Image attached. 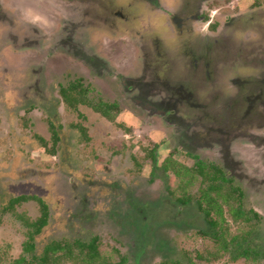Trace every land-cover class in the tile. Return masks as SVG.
I'll list each match as a JSON object with an SVG mask.
<instances>
[{"label":"rangeland","instance_id":"rangeland-1","mask_svg":"<svg viewBox=\"0 0 264 264\" xmlns=\"http://www.w3.org/2000/svg\"><path fill=\"white\" fill-rule=\"evenodd\" d=\"M210 3L205 12L216 26L210 29L205 22L199 28L216 46L212 41V48H185L197 58L210 53V59L171 57L183 49L167 47L179 36L170 26L171 37L161 39L160 55L168 60L146 53L141 55L144 64L136 61L139 50L130 43L138 37H113L100 49L93 46L99 38L90 28L96 15L92 13L86 29L82 19L70 24L87 5L81 0H0V264H43L47 246L95 237L107 262L127 256L134 264L139 252L135 235L141 230L128 217L135 208L148 216L155 208L164 212L162 221L151 226L153 244L138 264L183 256L195 264H264V0ZM140 20L142 28L147 17ZM70 25L73 39L64 47L58 40L68 35ZM145 40L144 50L153 46ZM96 56L105 58L111 71L107 64L104 72L102 65L87 64ZM133 67L147 73L128 91V79L125 85L115 77L127 76ZM73 85L88 90L82 103L73 99L80 94L69 103L63 99L62 91ZM135 89L152 90L149 95L158 94L178 116L169 114L168 120L150 114L145 104L163 111L165 103L157 106L142 97L140 107L138 96H132ZM102 101L119 105L113 121L93 110ZM53 129L61 137L58 145ZM153 154L159 161L156 173ZM195 155L208 166L206 177L194 174L187 187L172 170L164 173L169 163L195 171ZM215 168L226 181H214ZM211 184L231 194L228 203L219 199L225 220L213 214L217 232L223 234L218 241L199 235L209 224L195 203L201 189ZM20 196L39 197L50 208L49 225L36 238L35 253L24 252L29 231L19 217L35 221L40 207L30 200L7 209ZM188 196L193 200L189 207L177 203ZM166 199L174 206L176 222L165 220L161 201ZM240 206L246 217L236 220L232 211ZM224 244L228 250L222 249ZM55 259L50 264H83Z\"/></svg>","mask_w":264,"mask_h":264},{"label":"flooded vegetation","instance_id":"flooded-vegetation-1","mask_svg":"<svg viewBox=\"0 0 264 264\" xmlns=\"http://www.w3.org/2000/svg\"><path fill=\"white\" fill-rule=\"evenodd\" d=\"M66 1H71L72 0H66ZM83 4H87L84 7H82V13L76 11V15L79 18L77 21L76 19L70 20V24H75L78 25L79 20L82 19L81 24L83 28H87V21L88 19H92V13L96 16L95 18V25L92 23L91 29L95 32L97 37L99 38V42H94L93 46H97L98 48L102 49L104 43L107 41L113 40L112 38H117L120 36H129L128 39H132L134 37H138V45L136 40L129 41L130 43L134 42V48L135 50H139V57L136 59L138 60L139 63H142L144 61L145 64V56L142 58V54H148L151 57H154L156 59H159L160 57L162 60L166 59L168 60L167 56H160L162 54V42L163 40L161 39H168V37H171L170 35V29L169 27L172 26L173 32L175 31L179 36L175 37V42H167L166 45L167 47L169 46L170 49L172 50H178V49H183V54L179 53L180 50L177 51V53L173 52L171 57H174L177 54H181L185 57H187L190 61H197L198 58L199 60H204L205 58H211V56H208L210 53L207 55H201L198 58L196 57L197 55L192 53V51H185V48L187 49H192L193 47L200 48L201 45L202 48H212L213 44L216 46V42L211 39L212 36L202 34L203 31L200 30V23H205L208 24L209 28H214L216 26L215 21L208 20L207 14H206V4L210 3L211 1L214 0H203L202 2H199L200 0H81ZM87 3H86V2ZM211 4V3H210ZM82 14V15H81ZM114 17V20H111L110 17ZM145 16L147 17V22L143 24L141 28V25H139L138 22L141 23V18ZM90 17V18H89ZM211 17V16H210ZM214 22V24H212ZM220 23V22H219ZM154 25L158 26L156 29H154ZM226 24H224L225 26ZM86 26V27H85ZM69 30L67 32L68 35H65L63 38L61 37L58 41L63 45L64 47L68 45V42H66L69 39H73L72 37V26H69ZM208 28L207 31L210 29ZM108 29V30H106ZM62 28L60 30V33L63 35L64 31L62 32ZM211 31V30H210ZM84 40L86 38L90 39L88 34H85ZM163 36V38H162ZM55 37V35L51 36ZM96 38V37H95ZM127 38V37H126ZM62 39V40H61ZM111 39V40H110ZM146 39V40H145ZM145 41H148L153 44L152 48L151 46H147V49H150L147 51V49L144 50V47H142L141 43H144ZM212 41L214 43H212ZM90 42V41H87ZM155 46V47H154ZM168 48V49H169ZM193 48V49H194ZM197 50V49H196ZM103 52V50H102ZM208 52V51H205ZM69 55V54H68ZM163 55V54H162ZM102 57V56H101ZM99 56L93 57L88 65L91 63H96V65H102V72H104V64H107V69L109 71V63L106 61L105 58H101ZM197 58V59H196ZM129 59H133V57L130 56ZM208 59V60H209ZM118 60V58H117ZM137 61V62H138ZM210 61V60H209ZM208 61V62H209ZM137 64V63H136ZM96 66V67H97ZM144 73L147 72H140L138 69L133 67L132 71H130V74L127 76H122L117 74L116 75V80L120 79V81H123V84L127 85V79L130 82V84L126 87V90H131L135 87V83L137 81H140V78L138 76H141L142 79L145 78ZM139 74V75H138ZM262 77L264 78V71L261 72ZM208 75H210L208 73ZM188 77L192 76V74H188ZM143 81V80H141ZM137 92L136 94H132L133 97H137L138 99L135 98V102L137 103L138 106L142 107V97L145 100H149L153 103H155L157 106H159V103L161 105V102H163V99L160 98V96L154 95L152 96V93L149 95V91L152 92V90H147V91H141L138 89H135ZM170 95H175L178 96L176 93ZM159 98L158 100H155ZM65 100V99H64ZM155 101V102H154ZM66 102V101H65ZM190 102V103H189ZM189 102L187 103L188 105L193 106L194 103L189 99ZM67 103V102H66ZM165 106L163 107V111H158L156 107H153L152 105L148 104V106L145 104L144 107L150 114H159L160 116H163L169 120L170 116H174L175 118L178 116L177 114L175 115L176 111L172 112L169 111V108H167L168 104L166 101H164ZM95 111V110H94ZM96 112V111H95ZM170 114V116H169ZM248 126V125H246ZM241 129V128H240Z\"/></svg>","mask_w":264,"mask_h":264},{"label":"trees","instance_id":"trees-1","mask_svg":"<svg viewBox=\"0 0 264 264\" xmlns=\"http://www.w3.org/2000/svg\"><path fill=\"white\" fill-rule=\"evenodd\" d=\"M87 93H88V90L85 91L83 86L73 85L69 90H63L62 96H63V99H65L67 103L71 102V100L73 99L74 101L76 99L77 103H82L81 100H83L82 98ZM77 94L78 95L80 94L79 98L71 99L72 96L76 97ZM92 108L97 113H100L104 118L110 121L114 120L115 113H118L119 111V105L107 103L104 101H102L98 105H93ZM53 132H54V138L56 142L55 145H58L61 140V137L58 135L55 129H53ZM44 147H46V145H44ZM190 155L193 156L192 154ZM194 158L196 159V165H197L196 167L197 169L195 171L191 169H187L185 167L174 169L175 166L173 164H170L169 162H168L169 164L164 165L163 171L164 173H167L168 171L172 170L176 177L186 180V186L188 187L193 183L194 174L197 173V175L200 177L202 176L206 177L205 175L208 169V166L205 163L201 162L198 156L195 155ZM152 161L154 165V173H156L160 168L158 165L159 163L158 158L156 157L155 154H153L152 156ZM215 172L216 174H215L214 181H217V180L226 181L225 178L223 177V174L220 175V173L222 172L219 169L215 168ZM221 189H222L221 186L218 187V186L211 184L208 186V188H202L200 191V196L196 198L195 203L200 209V211L204 214V218L209 224L208 226L209 229L207 228L206 230L202 229L199 231V235L202 236L203 238H210V239L215 238L218 241L219 237H222L223 235L222 233H219V231L217 232L219 221L213 218V214H217L220 220L222 221L225 220L224 208L222 204H220L219 199L223 198L224 203H228L231 194L230 193L223 194ZM214 193L217 195L215 196ZM30 200H33L39 204L40 212H41L40 217L35 221H28L24 217H19V219L22 221L23 225L29 231L28 233L29 238H28V241L25 243L24 252L35 253L36 238L40 236L43 230L49 225L50 208L48 204L45 201H43L41 198L36 197V196H33V197L20 196L17 198H13L10 201L7 209L14 208L16 205L22 204L24 202H28ZM170 201L171 200L167 201L166 199L161 202L162 204H165L166 206L165 208V214L167 215L166 217L167 219H165L166 222L172 223V221L176 222V219L179 220V218L178 216L173 217L174 216V206L173 204H170ZM176 201L177 203L185 205L187 207H189V204L193 202V200L189 198V196L188 198L186 197L178 198L176 199ZM134 210H136V213L134 216L128 217L129 219L128 222L131 223V221H134L132 222L131 226H133L134 228L136 227L135 229H137V226H138L141 230L137 236L135 235L136 237L135 243L138 246V250H139L138 253L140 254V256H138L139 255L138 253H137L138 255L137 254L135 255V257H137V260H135L134 264H138V261H140L142 255L145 254V252L148 250V247H150L151 243L153 244L152 242L153 234L150 235V232L152 233L151 226H153L155 223L159 224L160 221H162L161 217H162V214L164 215V212H161L162 210H158V209L156 210L155 208L154 211L150 212V216H148L147 213L140 212L141 209L139 208H135ZM232 213L236 220H239V219L242 220L246 217L242 213L241 206L239 207L238 210H234V212L232 211ZM255 215L256 217L259 216L258 214H255ZM196 220L198 222H202L201 218L196 219ZM100 242H101L100 238L95 237L89 242H83L82 240H76L73 242L65 241L59 244H52V246H47L45 248L46 251L44 250L45 252L43 253L42 259L40 261L43 264H50L52 260H56L55 258H57L58 260L63 257H68V259H72L77 262H82L83 264H129L128 263L129 257L127 256H123V257L120 256L119 262H115V263L107 262V260L104 259V257L102 256L100 252ZM222 249L228 250L227 244H224V247ZM57 253H63V255L58 257L56 255ZM243 255L246 256V258L249 257V253L247 251L244 252ZM198 257L200 259L204 258L201 255H199ZM34 258H36V256H34ZM24 260L25 259H22V261ZM185 262H187V264H195L191 260V258H189L188 256L187 257L183 256L178 259H168L162 262V264H186Z\"/></svg>","mask_w":264,"mask_h":264}]
</instances>
